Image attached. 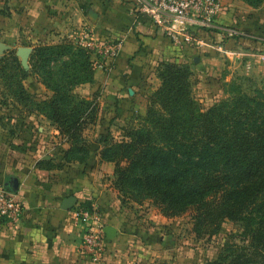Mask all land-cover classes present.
<instances>
[{
    "label": "crops",
    "instance_id": "crops-1",
    "mask_svg": "<svg viewBox=\"0 0 264 264\" xmlns=\"http://www.w3.org/2000/svg\"><path fill=\"white\" fill-rule=\"evenodd\" d=\"M139 2L33 0L24 12V19L36 25L69 30L77 27L76 32L80 30L81 35L91 28L95 39L122 41L115 60L96 63L95 81L85 88L89 93L99 92L100 120L126 118L127 109L143 113L148 96L160 85L156 72L164 60L181 63L193 60L199 72L196 83L199 90L216 82L214 72L222 64L225 68L250 64L264 73V66L256 56L249 55L264 49L263 6L253 7L245 0H222L216 27L209 31L194 30L197 40L206 43L200 45L199 41L174 43L162 27L140 10ZM230 28L241 35L228 36ZM220 44L223 50L218 49ZM4 133L0 128V185L16 192L24 209L16 221L0 222V264L131 263L134 236L125 234V227L130 225L128 208L121 203L117 191L106 184L111 164L102 163L95 156L87 163L41 168L38 161L50 155L41 154L31 143L21 146L16 140L8 141ZM13 178L18 179V190L8 184ZM71 196L76 203L66 209L64 202ZM81 202L100 207L105 227L117 230L112 238L106 235V253L101 258L90 257L80 250L82 227L73 212Z\"/></svg>",
    "mask_w": 264,
    "mask_h": 264
},
{
    "label": "trees",
    "instance_id": "trees-1",
    "mask_svg": "<svg viewBox=\"0 0 264 264\" xmlns=\"http://www.w3.org/2000/svg\"><path fill=\"white\" fill-rule=\"evenodd\" d=\"M245 1L253 7L264 3ZM77 50L70 43L40 45L30 59L32 63L38 56L49 63L52 55H70L63 70L49 71L54 83L46 87L52 95L41 106L72 143L68 161H86L87 154H78L88 150L80 140L98 114L95 100L72 92L74 86L94 81L86 50ZM7 62L6 56L0 59V72ZM12 62L22 69L18 57ZM158 70L160 86L146 110L125 129L124 138L103 139L101 154L115 163L116 187L137 202L153 198L168 217L193 207L200 236L218 234L226 219L240 223L241 239L227 243L216 259L204 264H264V86L250 93L239 88L230 98L206 108L192 91V73L186 64L166 61ZM75 152L74 158L68 157ZM37 165L55 167L51 158Z\"/></svg>",
    "mask_w": 264,
    "mask_h": 264
},
{
    "label": "rangeland",
    "instance_id": "rangeland-1",
    "mask_svg": "<svg viewBox=\"0 0 264 264\" xmlns=\"http://www.w3.org/2000/svg\"><path fill=\"white\" fill-rule=\"evenodd\" d=\"M32 1L0 0V41L8 45V49L0 56V59L3 56L10 59L4 71L0 72V128L5 131L4 136L8 138L7 140H16V143H20L21 146L31 143L30 146L41 151V154L50 155L55 167L60 165L63 168L67 163L73 162L87 163L95 156H98L100 162L111 164L112 172L110 176L105 177L106 184L117 191L121 203L128 208L126 216L129 219L127 224L130 225L125 227V234L134 236V240H131L134 257L131 263L123 264H204L209 260L216 259L227 243L239 241L244 231L240 223L226 219L218 234H214L212 237H209V234L200 236L195 229V209L193 207L181 215L168 217L163 214L160 204L153 198H145L143 201L137 202L116 187L115 163L105 160L101 154L105 147L103 139L108 137L117 141L122 140L125 129L136 122L135 118L140 113L127 109L124 112L128 115L126 118L100 120L99 92L89 93L85 88L88 84L94 83L96 63L104 58L85 45L89 42L86 32L88 28L81 35L80 30L76 32L77 27L71 28L73 30H69L67 27L65 29H50L26 21L24 12L28 8V3ZM260 6H263L264 10V3ZM261 19L263 18L261 17ZM261 19H257V21L261 23ZM68 43L76 49V52L77 48L86 50V55L92 61L90 66L94 70L93 82L78 84L72 91L86 100H95L98 109L96 121L86 125L80 140V143L88 150L87 152L78 151V154H87L86 161L76 159L68 161L66 159V153L72 143L59 133L41 109L44 100L52 95V91L46 87L48 82L54 83L53 80H49L51 76L49 71L63 70L65 64L70 61V55L65 54L61 57L52 55L49 63L39 59L38 56L32 59V63L30 61L37 46ZM22 48L27 50V59L22 57ZM14 56L21 60L22 69L13 67ZM78 58L85 60L84 56ZM166 61H161L160 64ZM171 62L175 63V61ZM176 63L186 64L189 67L192 73V91L206 108L230 98L239 88L250 93L256 88L264 86V73L254 70L253 65L239 63L225 68L222 64L214 72L216 82L208 89L204 87L199 90L196 89L199 72L197 73V69L195 70L196 66L193 60L187 63ZM160 64L156 74L161 83L158 70ZM82 66L80 64V67ZM151 94L148 96L147 106ZM53 129L57 130V134ZM64 143H68L69 147L63 146ZM75 155H77L76 152L70 153L68 157L74 158ZM79 204L94 207V205H87L84 202ZM99 209L102 211L100 207ZM78 223L80 224L79 220Z\"/></svg>",
    "mask_w": 264,
    "mask_h": 264
},
{
    "label": "built area",
    "instance_id": "built-area-1",
    "mask_svg": "<svg viewBox=\"0 0 264 264\" xmlns=\"http://www.w3.org/2000/svg\"><path fill=\"white\" fill-rule=\"evenodd\" d=\"M140 10L146 13L155 24L162 27L166 35L176 44L182 40L196 42L194 30H212L216 27L217 17L222 9V0H139ZM89 42L85 44L90 50L104 60H115L121 52L122 41L95 39L93 30L86 31ZM228 36L241 35L236 29H228ZM200 45H206L199 41ZM223 50V45H218ZM242 56L248 55L240 53ZM249 55L256 56L264 66V49ZM23 204L18 194L7 186L0 185V222L16 221L23 212ZM74 217L79 220L81 230L80 250L93 258H101L106 253L105 221L99 207L80 204L74 208Z\"/></svg>",
    "mask_w": 264,
    "mask_h": 264
},
{
    "label": "water",
    "instance_id": "water-1",
    "mask_svg": "<svg viewBox=\"0 0 264 264\" xmlns=\"http://www.w3.org/2000/svg\"><path fill=\"white\" fill-rule=\"evenodd\" d=\"M6 49H8V45L0 41V56L4 53ZM21 53H22V57L24 59H27L28 53H27L26 48H22ZM18 183H19L18 179L13 178L12 181L9 182L8 184L11 185L13 190H18V186H19ZM75 203H76V198L74 196L68 197L64 202V208L71 209L75 205ZM105 233L108 237L112 238L117 233V230L113 226H107L105 227Z\"/></svg>",
    "mask_w": 264,
    "mask_h": 264
}]
</instances>
